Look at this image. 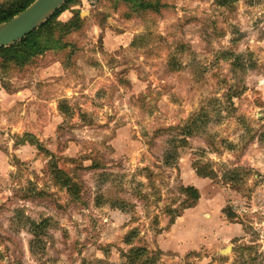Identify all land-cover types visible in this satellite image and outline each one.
Listing matches in <instances>:
<instances>
[{"label":"rangeland","instance_id":"obj_1","mask_svg":"<svg viewBox=\"0 0 264 264\" xmlns=\"http://www.w3.org/2000/svg\"><path fill=\"white\" fill-rule=\"evenodd\" d=\"M147 1L0 68V264H264V0Z\"/></svg>","mask_w":264,"mask_h":264},{"label":"trees","instance_id":"obj_2","mask_svg":"<svg viewBox=\"0 0 264 264\" xmlns=\"http://www.w3.org/2000/svg\"><path fill=\"white\" fill-rule=\"evenodd\" d=\"M35 1L36 0H14L9 7L0 8V25L21 14ZM114 1H121L131 5L134 12L151 11L157 14L163 7L160 3H152L147 0ZM235 1L236 0H218L217 2L219 6L225 7L229 6ZM77 5H79V0H67L46 22L40 25V27H38L35 31L27 35L24 39L9 47L0 48V68L5 71L12 68L21 70L25 66L29 65L34 59L41 57L48 51L66 49V43L62 44V35H60L58 38H55L56 34L61 32L66 34L71 33L82 19L80 17V13H75L67 23H62L58 20V18L70 7ZM197 124V121H191L189 125L183 128L182 133L186 135V137L192 136L194 134V130L198 127ZM194 168L196 175L200 178H212L214 176V173L211 171L209 166L195 164ZM57 172L60 174V179H65V186L70 190L71 187L69 186L72 185L71 180L67 178V176H65L62 172ZM182 191L184 194H186L188 199H190V203H185V209L195 207L199 200L198 190L194 187H186L183 188ZM74 196H77V194L75 193ZM223 213L228 220L235 219L236 215L232 211L224 209ZM170 222L172 224L174 223V217Z\"/></svg>","mask_w":264,"mask_h":264},{"label":"water","instance_id":"obj_3","mask_svg":"<svg viewBox=\"0 0 264 264\" xmlns=\"http://www.w3.org/2000/svg\"><path fill=\"white\" fill-rule=\"evenodd\" d=\"M67 0H36L25 11L12 20L0 25V48L9 47L35 31L46 22ZM228 246L220 251L227 255Z\"/></svg>","mask_w":264,"mask_h":264},{"label":"crops","instance_id":"obj_4","mask_svg":"<svg viewBox=\"0 0 264 264\" xmlns=\"http://www.w3.org/2000/svg\"><path fill=\"white\" fill-rule=\"evenodd\" d=\"M62 16H64V18H71L70 13H68V12H65ZM178 247H181V246H178ZM159 248H160V250H163V251L168 250L166 247L162 246L161 244H159Z\"/></svg>","mask_w":264,"mask_h":264},{"label":"built area","instance_id":"obj_5","mask_svg":"<svg viewBox=\"0 0 264 264\" xmlns=\"http://www.w3.org/2000/svg\"><path fill=\"white\" fill-rule=\"evenodd\" d=\"M97 1H98V0H90V3H91L92 5H95V4L97 3Z\"/></svg>","mask_w":264,"mask_h":264}]
</instances>
